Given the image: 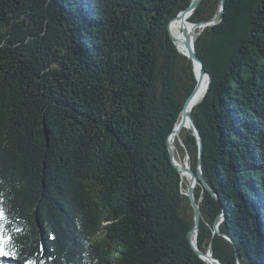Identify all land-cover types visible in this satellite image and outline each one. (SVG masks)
Instances as JSON below:
<instances>
[{
    "label": "trees",
    "instance_id": "trees-1",
    "mask_svg": "<svg viewBox=\"0 0 264 264\" xmlns=\"http://www.w3.org/2000/svg\"><path fill=\"white\" fill-rule=\"evenodd\" d=\"M192 1L0 0V264H210L168 143L197 86L169 27ZM190 21H212L192 33L210 84L191 117L220 199L198 185V247L264 264V0Z\"/></svg>",
    "mask_w": 264,
    "mask_h": 264
},
{
    "label": "water",
    "instance_id": "water-1",
    "mask_svg": "<svg viewBox=\"0 0 264 264\" xmlns=\"http://www.w3.org/2000/svg\"><path fill=\"white\" fill-rule=\"evenodd\" d=\"M202 1L203 0H193L192 3L186 9L181 11L176 17H174L170 21V24H169V27H170V25L174 22H178V23L182 22L183 32L185 34L184 40H185V43L189 49V54L187 57L190 59V61L192 63L193 71L195 73L196 80H197V86H196L195 90L193 91V93L190 95L189 99L186 101L185 106H184L182 113H181L180 121L177 123V126L172 131V133L169 135L168 143H169L170 154H171L174 165L176 166V168L178 169V171L180 172L181 175L186 174V175L190 176V178H191L190 184L188 187V191L186 192V194L188 195V198L191 202V205L193 207V212H194V227L192 228V230L189 233L190 238H191V242H192V246H193L194 250L197 252V254L200 257H202L203 259H205L206 261H208L209 263L224 264L220 259H218L216 256H214V254L211 251L204 252V251L200 250V248L198 247V234H199L201 220H202V216H203L202 208H201L200 204L198 203V201L196 199V195H195L198 185H200L202 183L203 186H205L209 191H211L219 199V196L214 192L212 187L205 180L203 168H202L203 147H204L203 142H202V135H201V132H200L199 128L197 127L196 123L194 122V120L191 117V113L193 110L192 106L198 105V103H200L199 102L200 100H198V99L195 100L196 92H197V90L201 89V85H202V76L200 75V71H202L204 74H206L208 76V84L206 87V91L203 95V98L205 97L206 92L208 91V88H209V84H210V75L206 71V69L204 68L202 61L198 57V54H197L195 37L190 32V30H188V28L186 26L188 23H192L190 21V17L196 12V10L198 9V7ZM223 2H224V0H223ZM211 22L212 21L205 22V23H192V24L195 25L197 28H199L200 26L209 25V23H211ZM170 33L173 37V40L177 44L176 38L172 34L171 30H170ZM185 128L190 129L197 138V142H198V173H196L191 168L190 164H188V163L186 164V166L181 167V165H180V163L177 160V157L175 155L174 149L170 145L171 137L174 134L179 135L180 132H182V130ZM180 141L183 143L182 139H180ZM225 218H226V211L224 210L222 212V214L216 220L214 230L219 235L227 238L230 242L234 243V239L232 237L228 236L227 234L223 233L220 230V225L225 220ZM238 264H242V263L240 261H238Z\"/></svg>",
    "mask_w": 264,
    "mask_h": 264
},
{
    "label": "bare ground",
    "instance_id": "bare-ground-1",
    "mask_svg": "<svg viewBox=\"0 0 264 264\" xmlns=\"http://www.w3.org/2000/svg\"><path fill=\"white\" fill-rule=\"evenodd\" d=\"M190 25H193L192 23H188L186 26L188 28V30H190ZM193 27H195V30L197 29V27L195 25H193ZM170 30L172 32V34L174 35V37L176 38V42H177V45H178V48L180 49V51L188 56L189 54V49H188V46L186 45L185 43V40H184V32H183V25H182V22L178 23V22H174L170 25ZM200 75L202 76V85H201V89L200 90H197L196 92V95H195V100H202L203 99V95L206 91V87H207V84H208V76L206 74H204L202 71H200ZM199 101V102H200ZM194 106L196 105H193L192 108H194ZM181 133V132H180ZM180 135V134H179ZM179 135L177 134H174L171 139H170V145L173 149H175L176 147V142L178 140V137ZM180 163V162H179ZM181 167H184L186 165H182L180 163ZM182 180H183V183H189L190 184V176L186 175V174H182ZM212 264V263H210Z\"/></svg>",
    "mask_w": 264,
    "mask_h": 264
},
{
    "label": "rangeland",
    "instance_id": "rangeland-1",
    "mask_svg": "<svg viewBox=\"0 0 264 264\" xmlns=\"http://www.w3.org/2000/svg\"><path fill=\"white\" fill-rule=\"evenodd\" d=\"M212 23V22H211ZM209 23V24H211ZM190 32L193 33L195 31V27H193V25H190ZM182 53V52H181ZM183 54V53H182ZM186 56V55H185ZM187 57V56H186ZM183 135H181V138L183 139ZM180 139L178 138L177 142H176V147L174 149L175 155L177 157V160L182 164V165H186L187 163L189 164V155L187 154V151L185 149V147L183 146L182 142L179 141ZM185 187H186V191H188V187H189V183H185Z\"/></svg>",
    "mask_w": 264,
    "mask_h": 264
},
{
    "label": "snow or ice",
    "instance_id": "snow-or-ice-1",
    "mask_svg": "<svg viewBox=\"0 0 264 264\" xmlns=\"http://www.w3.org/2000/svg\"><path fill=\"white\" fill-rule=\"evenodd\" d=\"M3 219H5L4 214L2 211H0V220ZM10 242L11 238L9 236L0 233V256L10 255V253L5 250V245L9 244Z\"/></svg>",
    "mask_w": 264,
    "mask_h": 264
}]
</instances>
